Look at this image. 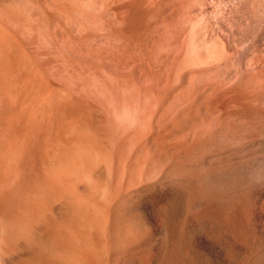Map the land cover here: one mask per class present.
I'll return each mask as SVG.
<instances>
[{
	"label": "bare ground",
	"instance_id": "bare-ground-1",
	"mask_svg": "<svg viewBox=\"0 0 264 264\" xmlns=\"http://www.w3.org/2000/svg\"><path fill=\"white\" fill-rule=\"evenodd\" d=\"M153 230L155 264H264V0H0V264Z\"/></svg>",
	"mask_w": 264,
	"mask_h": 264
},
{
	"label": "rangeland",
	"instance_id": "rangeland-1",
	"mask_svg": "<svg viewBox=\"0 0 264 264\" xmlns=\"http://www.w3.org/2000/svg\"><path fill=\"white\" fill-rule=\"evenodd\" d=\"M45 70V69H44ZM44 72H48V70L47 71H44ZM49 75H50V73H49ZM46 77H48L49 79L51 78V75H50V77L46 74L45 75ZM89 112H91V110L89 111ZM88 114H89V116H90V118H89V116H88ZM92 114H93V111H92ZM91 113H88L87 112V114H86V116L90 119H88L90 122H91V120H92V122H94L95 121V119L97 118H99L98 116H96V114H95V112H94V116L92 115ZM92 115V116H91ZM92 117V118H91ZM96 119V120H97ZM100 120H102V121H98L99 123L98 124H101L102 126H100V131L102 130V132H103V130L105 131V128H106V130H107V126L105 125V123H104V120L103 119H101L100 118ZM93 124H96L95 122L93 123ZM98 124L96 125V126H98ZM94 126V125H93ZM104 126V127H103ZM99 127V126H98ZM102 128H104V129H102ZM104 137H106L105 135L103 136V138ZM104 143V142H103ZM152 196V197H151ZM150 197L157 203V204H161V202H164L165 201V199H166V194L164 193V192H162L160 189H158L157 191H155L154 193H152L151 195H150ZM156 231H158V230H153V232H152V235L150 234H148V235H146L142 240H141V244H142V246L140 245H138L137 247H140V248H137L136 247V251L133 249V250H131L130 251V253H128V254H126L125 255V257L123 258V257H119V255L117 256V257H115L116 255L115 254H113V252L111 251V250H107L106 248H104L103 249V251L102 250H100L99 249V251H97L96 253H97V256H93V254L95 253V251H94V253H92V259H93V261H92V259H91V257H90V259L88 260V259H86V260H84V262H82V263H80V264H83V263H88L89 261L91 262H89L88 264H94L93 262H95V264L97 263V264H155L156 263V261H157V259L159 258V259H161L160 257H162V253L161 252H159V249H158V247H154V246H157V243H158V241H157V236H159L160 237V235H159V233H157ZM156 233H157V236H156ZM150 237V238H149ZM148 238V239H147ZM75 245L73 246V248L76 246V243L75 242H73ZM154 247V248H153ZM76 248V247H75ZM75 248H74V250L72 249V251L70 252V255H71V259L68 261L67 259H66V262L69 264H78V263H75V260L73 261L72 260V256L74 257L75 255H74V252H76V250H75ZM107 250V251H106ZM102 251V252H101ZM105 251V252H104ZM108 251H110L109 252V254H107V252ZM105 253L104 255L102 254V253ZM131 252H133V253H131ZM140 252V253H139ZM116 253V252H115ZM157 253V254H156ZM161 255H160V254ZM158 254H159V256H158ZM98 255H99V257H98ZM102 257H101V256ZM113 255V256H112ZM97 257V258H96ZM115 258H117V260L115 261ZM118 258H120L121 260H119ZM128 258V259H127ZM76 259V258H75ZM134 259V260H133ZM97 260H99V261H97ZM71 261H73V262H71ZM86 261H88V262H86ZM124 261V262H123ZM132 261V262H131ZM116 262V263H115Z\"/></svg>",
	"mask_w": 264,
	"mask_h": 264
}]
</instances>
